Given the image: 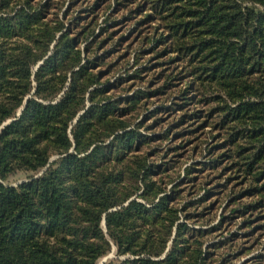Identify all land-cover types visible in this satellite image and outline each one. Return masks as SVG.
I'll return each instance as SVG.
<instances>
[{
	"label": "trees",
	"instance_id": "trees-1",
	"mask_svg": "<svg viewBox=\"0 0 264 264\" xmlns=\"http://www.w3.org/2000/svg\"><path fill=\"white\" fill-rule=\"evenodd\" d=\"M126 41L147 60L117 76ZM180 128L215 133L199 169L157 163ZM114 250L103 264H264V0H0V264Z\"/></svg>",
	"mask_w": 264,
	"mask_h": 264
},
{
	"label": "rangeland",
	"instance_id": "rangeland-1",
	"mask_svg": "<svg viewBox=\"0 0 264 264\" xmlns=\"http://www.w3.org/2000/svg\"><path fill=\"white\" fill-rule=\"evenodd\" d=\"M103 19L104 18H102L101 21H103ZM141 45L142 44H139V43L138 44L133 43V41L132 42L126 41L122 44V46L118 49V51H116L113 54V56L110 57L109 60H110V63L112 64L120 61V68H119V73L117 74V76L120 74L126 76V71H127L126 69L128 68L127 64L129 62H130V66H129L130 70L128 69V71H131V72L140 70V68L144 66V62L147 60V56H145V54L142 53L143 52L142 48H137ZM136 53L139 55V63H137L138 65H135ZM149 80H150V77H149ZM149 80L145 82L144 74H143L142 81L136 83V89L133 90L131 94H133L137 89H140L141 91L149 90L148 89ZM112 81L113 79L110 82ZM159 105H163V103L161 102V99L153 98L151 100L152 109L158 107ZM168 105H170V103H168ZM180 116L181 115L178 112L170 116H166V115H162V117L160 116L162 118V122L160 123L159 126L153 127L156 130L154 133H156V135H161L167 129L166 127L168 126V124L171 122H176ZM143 117L144 115L142 114L138 122ZM152 122L149 121L147 125L152 124ZM192 122L194 121L192 120L189 121V123H192ZM184 130L186 129H183V128L177 129L176 132L172 133L170 140H166L164 142L163 141L152 142V145H151L153 146L152 148L154 149L157 148V151L159 152L158 157H157L158 164L161 162H165V161L169 162V164H173L175 165V167H177L176 168L177 172H179L180 170L181 173H184V170L189 167H195L199 169L201 166H204L203 165L204 162H209V159H208L209 157L207 156V153H205L204 151L206 149V140L210 139L209 137L215 135L214 132H212L211 134L208 133L209 130L206 129L204 133L201 130L198 131L197 134L194 135V137L193 136L182 137L181 134L183 133ZM145 134H148V133H145ZM150 134L151 133H149V135ZM183 134H189V133H183ZM173 137H176V139H173ZM211 142L212 141L208 142L209 146L210 144H212ZM198 146H200V148L195 150V147H198ZM24 180H25L24 177L21 175L11 179V181L15 183H18V182L20 183ZM202 194L203 193H201V195ZM226 204H227L226 202L218 203L217 210H216V219L214 220L215 224H217V222L219 221V218H220L219 216L221 215V213L224 212V208L227 206ZM225 210L230 211V209H227V207ZM241 222L242 221H240V219H237L236 225L233 226V228L230 227L229 230L232 232H238L239 234H244L243 232L238 230L239 226L241 225ZM196 228L204 229V227H199V226H196ZM111 255H113L112 257H115L114 256L115 250L109 256ZM109 256L102 258L99 264H103L102 261L106 260L107 258L110 259ZM249 258L250 256L242 258L236 264H241L245 262L246 260H248Z\"/></svg>",
	"mask_w": 264,
	"mask_h": 264
},
{
	"label": "water",
	"instance_id": "water-1",
	"mask_svg": "<svg viewBox=\"0 0 264 264\" xmlns=\"http://www.w3.org/2000/svg\"><path fill=\"white\" fill-rule=\"evenodd\" d=\"M112 256H113V255L109 256V258L112 259ZM106 260H108V258H107ZM106 260H103L102 263L106 262Z\"/></svg>",
	"mask_w": 264,
	"mask_h": 264
}]
</instances>
